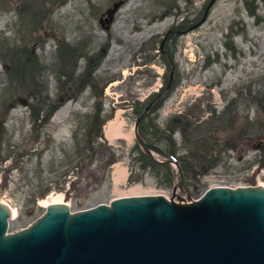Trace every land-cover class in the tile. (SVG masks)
Returning a JSON list of instances; mask_svg holds the SVG:
<instances>
[{
  "label": "rangeland",
  "instance_id": "obj_1",
  "mask_svg": "<svg viewBox=\"0 0 264 264\" xmlns=\"http://www.w3.org/2000/svg\"><path fill=\"white\" fill-rule=\"evenodd\" d=\"M14 1L21 12L0 0V198L14 211L7 230L32 221L47 199L71 210L107 201L118 162L129 176L123 187L174 200L214 184H264V102L253 97L264 88V0H121L106 27L99 17L115 0ZM44 92L58 104L33 128ZM146 102L157 105L158 128L178 113L195 124L194 141L187 128L171 132L178 162L167 160L164 140L149 149L154 167L134 160L135 139L102 136L103 153L76 155L97 106L104 121L121 111L130 128ZM110 120L120 123L117 113ZM202 141L213 162L208 151L195 155ZM180 165L192 171L180 175Z\"/></svg>",
  "mask_w": 264,
  "mask_h": 264
},
{
  "label": "water",
  "instance_id": "obj_2",
  "mask_svg": "<svg viewBox=\"0 0 264 264\" xmlns=\"http://www.w3.org/2000/svg\"><path fill=\"white\" fill-rule=\"evenodd\" d=\"M120 1L99 17L101 25ZM11 214L0 200V264H264L260 183L209 185L187 200L135 193L76 210L49 203L7 230Z\"/></svg>",
  "mask_w": 264,
  "mask_h": 264
},
{
  "label": "trees",
  "instance_id": "obj_3",
  "mask_svg": "<svg viewBox=\"0 0 264 264\" xmlns=\"http://www.w3.org/2000/svg\"><path fill=\"white\" fill-rule=\"evenodd\" d=\"M13 69V68H12ZM79 81H82L81 79ZM41 85L40 88L43 89V83H39ZM81 88V87H80ZM41 89V90H42ZM39 94V93H38ZM40 99H38L40 105L39 108L35 111V116L33 117L32 127L38 128V126H42V122L44 123L47 121L49 114L51 111L56 107L58 104V101L50 102L49 98L47 97L46 93L44 92L43 95H39ZM157 96V95H156ZM155 97V96H154ZM254 98L261 97L264 102V88L261 90H257L255 95H253ZM147 106V108H145ZM157 105H154L153 103L146 102V104L141 105L139 107H135L133 111L135 112V119L136 125H135V132L137 135V139L134 141L133 148H136L138 151L136 155L134 156V160L139 161L138 164L141 168H144L146 166H153L154 167V159L152 158L151 154L149 153V149H155L157 151L161 150L157 145L156 142L159 140H164L167 144V149L164 150L167 154V160H175L179 161V156L175 153L174 149V142L171 138V132L174 128H178L182 131V134L185 135L183 131L187 128L189 131V135L191 138L196 140L198 137L196 136V126L195 124H191L192 121L186 113H178L176 115L170 116L164 123V126L157 127L154 123V116H150L151 112H154ZM99 106L96 107L94 113L91 116V121L86 127L84 131V136L81 141V145H79L75 152L76 155L79 157H85L87 156V159H92L93 157L101 154L104 152L105 149H108L107 145H104L102 141H98L97 139L102 138V130L101 125L105 119V117H101L99 114ZM40 111H44L45 114L41 116V118L38 119V114ZM38 120V121H37ZM1 119H0V136L3 132V127L1 126ZM206 132L203 133L204 138H206ZM202 139V138H201ZM208 142L209 139H207ZM206 140V141H207ZM207 142V143H208ZM1 143V140H0ZM211 143V142H210ZM208 143V144H210ZM225 146L231 147L233 146V143H226ZM144 148H147L148 150H145ZM217 150V152L220 149ZM208 151V152H207ZM196 156L204 155L207 152V155L210 156V161H214L216 158V153L213 151V148L211 146L203 147V141L202 143H199L197 146V149L195 150ZM196 159V158H195ZM82 160V159H81ZM113 160V155L111 154L110 157L104 162V164L110 163ZM197 161V159L195 160ZM156 162V161H155ZM209 165V164H208ZM178 172L180 175L187 174V172H191L190 167H183L179 166ZM203 167L198 170V172H201ZM101 176L93 175V180L97 181L102 178ZM129 179V176H127ZM48 190V188L46 189ZM40 193V195L44 194L45 191Z\"/></svg>",
  "mask_w": 264,
  "mask_h": 264
},
{
  "label": "crops",
  "instance_id": "obj_4",
  "mask_svg": "<svg viewBox=\"0 0 264 264\" xmlns=\"http://www.w3.org/2000/svg\"><path fill=\"white\" fill-rule=\"evenodd\" d=\"M117 113V119L120 120V126L118 127V129H120V132L122 131L123 133L125 132V134H127V136L125 135H108L106 133V127L105 124H107L110 119H113L116 116ZM122 112L118 111L112 114V116H110L109 118H107L103 125H102V136L105 140H107V142L111 143V141H114L115 139H121L124 140L126 142V144L130 143L131 140L135 139V135H134V131H133V124L131 125L130 128H126L124 123V118L121 115ZM108 121V122H107ZM112 121V120H110ZM107 122V123H106ZM117 167V168H116ZM116 168V169H115ZM119 170V171H118ZM121 170V172H120ZM127 168L125 167V165L123 164V162H118L114 165L111 173L109 174V179H110V185H111V196H118V195H127V194H135L138 193V188L137 186H131V187H123L122 185H124L126 178H127ZM136 191V192H135ZM109 197V198H110Z\"/></svg>",
  "mask_w": 264,
  "mask_h": 264
},
{
  "label": "bare ground",
  "instance_id": "obj_5",
  "mask_svg": "<svg viewBox=\"0 0 264 264\" xmlns=\"http://www.w3.org/2000/svg\"><path fill=\"white\" fill-rule=\"evenodd\" d=\"M113 84V83H112ZM120 126V123H118V122H116V120L114 121V120H112V121H109L107 124H106V133L110 136V135H126L127 136V134H125V133H123V132H120V129H118V127ZM117 168V167H116ZM115 168V169H116ZM119 171V170H118ZM120 172H121V170H120ZM264 185V184H263ZM136 192V191H135ZM0 200L1 201H3V202H5L9 207H11L6 201H4L2 198H0ZM182 200H187V199H182ZM64 200L63 199H61V198H52V199H47L46 201H45V205H47V204H49V203H55V202H63ZM65 202V201H64ZM13 213H14V211H13V209H12V214H11V216L13 215Z\"/></svg>",
  "mask_w": 264,
  "mask_h": 264
},
{
  "label": "flooded vegetation",
  "instance_id": "obj_6",
  "mask_svg": "<svg viewBox=\"0 0 264 264\" xmlns=\"http://www.w3.org/2000/svg\"><path fill=\"white\" fill-rule=\"evenodd\" d=\"M10 1L13 3L14 7L17 9L18 12H21V10L25 7L24 3H22L21 1H19V2H16L14 0H10ZM100 24H101V22H100ZM5 25H9V27H11L13 25V22L9 23V24H7L5 22Z\"/></svg>",
  "mask_w": 264,
  "mask_h": 264
}]
</instances>
